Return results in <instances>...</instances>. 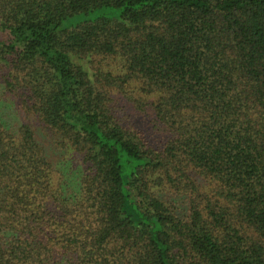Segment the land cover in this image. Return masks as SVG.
Returning a JSON list of instances; mask_svg holds the SVG:
<instances>
[{
	"label": "trees",
	"instance_id": "obj_1",
	"mask_svg": "<svg viewBox=\"0 0 264 264\" xmlns=\"http://www.w3.org/2000/svg\"><path fill=\"white\" fill-rule=\"evenodd\" d=\"M5 97L0 264H264V0H0Z\"/></svg>",
	"mask_w": 264,
	"mask_h": 264
},
{
	"label": "rangeland",
	"instance_id": "obj_2",
	"mask_svg": "<svg viewBox=\"0 0 264 264\" xmlns=\"http://www.w3.org/2000/svg\"><path fill=\"white\" fill-rule=\"evenodd\" d=\"M119 12L120 10L118 9L102 8L96 11H92L88 14H80L72 18H69L68 20L63 22L62 27L64 28L72 27L76 24H79L82 22H90L100 17L117 18L119 15ZM10 104H11V99L9 97L3 98L2 102L0 103V112L3 113L8 119H10L14 125L17 126L20 124L21 119L19 117V120H18L14 112L11 111L10 109L8 110V107H9L8 105ZM33 129L37 134L38 141L45 147L47 154L49 155L52 163L60 167L61 170L62 168L63 169L66 168L67 163H68L67 160L69 159L66 158L64 153L53 148L52 142L41 132V130L38 127L35 126V124L33 126Z\"/></svg>",
	"mask_w": 264,
	"mask_h": 264
}]
</instances>
